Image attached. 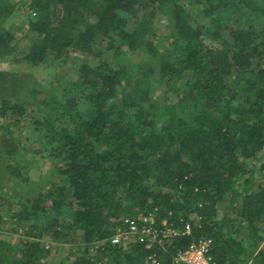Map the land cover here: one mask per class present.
Segmentation results:
<instances>
[{
    "label": "trees",
    "instance_id": "1",
    "mask_svg": "<svg viewBox=\"0 0 264 264\" xmlns=\"http://www.w3.org/2000/svg\"><path fill=\"white\" fill-rule=\"evenodd\" d=\"M28 1L15 53L6 20L18 10L0 0V58L90 59L64 84L24 87L0 70V264H51L57 245L69 253L53 264H148L157 248L110 239L153 209L194 220L170 251L209 236L217 264H264V186L250 168L264 148V0ZM23 154L55 176L25 191Z\"/></svg>",
    "mask_w": 264,
    "mask_h": 264
},
{
    "label": "rangeland",
    "instance_id": "2",
    "mask_svg": "<svg viewBox=\"0 0 264 264\" xmlns=\"http://www.w3.org/2000/svg\"><path fill=\"white\" fill-rule=\"evenodd\" d=\"M12 3L15 5L16 9L18 11V15H15L16 17H11L7 21V28L10 31V37H13V40H15L16 49L13 51L15 53H20L21 49L24 47V45L28 42V37H25V29L26 26L24 25V14L25 11H28V0H11ZM22 17V19H21ZM161 25L164 24V20L161 21ZM205 36V34H204ZM163 44V42H162ZM162 48V46H161ZM163 49V48H162ZM86 56L85 54H82L79 51L75 50H68V55L63 57L64 61H53L51 58L47 60L46 62L39 64V65H26V64H17L14 63V65H10L7 61V59L11 58V56H8V58L3 57L0 58V70L2 71H14L19 72L18 74L21 76L23 75L26 77L28 82L22 81L23 85L25 87L26 83H34L36 85H47V83L53 79L58 80L60 82H63V84L69 80V81H76L77 76L76 70L77 65L83 61H89L90 57ZM56 85L55 83H53ZM47 87V86H46ZM61 87V86H60ZM50 89V88H49ZM156 92L159 91V88L154 87ZM17 90L18 93H23V88L21 89H14ZM22 147H25L29 145V143H26L22 140ZM35 147H39V145L35 144ZM25 154V153H24ZM23 154V155H24ZM24 159L26 160L25 167L27 172L31 175L32 183L29 186H23L21 188H24L25 191H30L35 189L37 186H40L44 183L46 179H49L51 176H55V173L53 171V168H51V165L49 163L50 160L48 159H41L38 156H34V154L30 155H24ZM249 163V162H248ZM250 168L254 171V175L258 180V183L264 186V148L263 150L257 155L255 160H252L250 162ZM0 178L5 181L6 174L3 171H0ZM3 182V181H2ZM8 189V187H7ZM17 192H22L23 189H20L15 187ZM15 190V192H16ZM224 204L225 202L222 201L217 205V210L219 213H222L224 211ZM8 227V226H6ZM10 230L6 228L5 234L3 235L6 239L16 242L18 240V236L21 233H11ZM69 246L68 245H57L55 247H51V260L57 261L60 258L65 257L69 253ZM251 252H248L245 257L248 259V262L251 260ZM53 262L51 264H53Z\"/></svg>",
    "mask_w": 264,
    "mask_h": 264
},
{
    "label": "built area",
    "instance_id": "3",
    "mask_svg": "<svg viewBox=\"0 0 264 264\" xmlns=\"http://www.w3.org/2000/svg\"><path fill=\"white\" fill-rule=\"evenodd\" d=\"M194 220H186L177 225L165 217H159L153 209L143 214L124 216L116 232L111 236V243L122 244L124 248L134 240L144 248H157L158 251L147 256L148 264H165L166 255H170L174 264H217L210 254L212 239L199 236L184 247L170 251L176 239L190 236Z\"/></svg>",
    "mask_w": 264,
    "mask_h": 264
}]
</instances>
